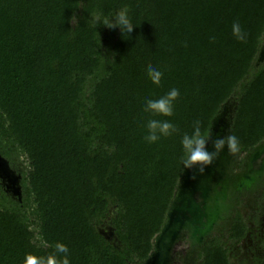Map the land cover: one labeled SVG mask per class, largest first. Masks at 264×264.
<instances>
[{"label": "trees", "instance_id": "16d2710c", "mask_svg": "<svg viewBox=\"0 0 264 264\" xmlns=\"http://www.w3.org/2000/svg\"><path fill=\"white\" fill-rule=\"evenodd\" d=\"M124 10L132 33L97 26L94 16L111 22ZM263 43L264 0H0V154L22 175L19 196L0 183V264L26 254L38 264L145 263L185 175L181 140L194 122L210 134L233 104L235 171L264 142ZM173 88L171 116L144 111ZM151 119L176 131L149 143ZM257 197L263 204L264 179ZM243 204L227 236L204 238L201 264H235L229 243L249 231ZM107 218L119 245L99 231ZM258 247L264 264V236Z\"/></svg>", "mask_w": 264, "mask_h": 264}, {"label": "rangeland", "instance_id": "374dc122", "mask_svg": "<svg viewBox=\"0 0 264 264\" xmlns=\"http://www.w3.org/2000/svg\"><path fill=\"white\" fill-rule=\"evenodd\" d=\"M232 106L233 104L230 103L227 105L229 118H231L232 115ZM240 156L241 155L236 150L231 152L232 163L225 166L223 178L219 177V171L216 170L209 184L211 195L207 201V208L204 210L201 207H197L196 210L194 208L192 209L190 205L191 197L185 193L184 197L173 208L172 220L174 221L177 215L191 220L192 223L197 225V231H195V233L199 235L198 230H201L200 227L204 224L207 225L215 217V214H219L220 219L215 221L216 223L212 232H214V234L222 233L226 235L236 206V195L239 198H243V212L248 218L249 231L247 237L240 244L235 245L229 243L231 255L235 264H258L257 260L260 256V249L258 247L259 240L264 236V203H258L257 199L261 191L262 180L264 179V144L254 150L252 154L250 153L248 155L244 167L235 171L234 168H237L236 165L238 164L237 161ZM250 161L253 173L259 175L258 180L250 186H245L243 189L239 190L238 184L240 183L242 173L248 170V163H250ZM215 199H218V202H216ZM198 206H201L200 201ZM204 212H206V214H204ZM255 215H258L256 221L254 219ZM98 228L113 244H120V239L115 232L110 218L105 219ZM178 228L179 224H174L170 232L164 235L160 248V259L163 260L168 257L171 259L170 264H201L199 259V247L201 245L196 247L197 238L194 235L191 236L193 228L188 225L185 227L186 234L181 232L182 235L185 234L188 237L186 238L184 235L180 240L178 239V241L173 244L172 252H168V248L172 246V235L177 232Z\"/></svg>", "mask_w": 264, "mask_h": 264}, {"label": "clouds", "instance_id": "9594fccd", "mask_svg": "<svg viewBox=\"0 0 264 264\" xmlns=\"http://www.w3.org/2000/svg\"><path fill=\"white\" fill-rule=\"evenodd\" d=\"M114 16L115 19H111V22L101 16H94V19L97 26L102 23L104 26L110 28L120 27L122 32L125 29H127L129 33L133 32L134 26L130 22L126 10L119 11ZM232 30L233 35H235L237 39L242 40L244 38L239 23H234L232 25ZM162 75L163 73L155 68L150 67L148 69V77L154 84L160 83ZM178 96L179 90L173 88L167 94L158 99L147 100L144 111L163 116H171L174 109L173 102L178 98ZM147 129L148 134L145 136V140L149 143H155L161 138V136H169L176 131L175 125L170 121H161L156 119L148 121ZM209 141H212L211 134L202 133L200 121H195L192 133H185L181 140L184 157L183 164L186 170H191L199 166V170L203 172L204 168L210 165L213 159L223 152L225 146H227L229 152H234L236 148L235 137L231 134L214 140L212 143L214 151L208 150ZM56 248L61 253L68 252V248L64 244L58 243ZM23 264H38V261L35 256L26 254ZM48 264H56L55 259L49 257ZM63 264H69L67 258L63 260Z\"/></svg>", "mask_w": 264, "mask_h": 264}, {"label": "water", "instance_id": "95a60500", "mask_svg": "<svg viewBox=\"0 0 264 264\" xmlns=\"http://www.w3.org/2000/svg\"><path fill=\"white\" fill-rule=\"evenodd\" d=\"M263 61H264V43L262 44L261 50L259 52V56H258V59L256 61V65L257 66L260 65V63L263 62ZM228 113H229V111L227 109V106H225L223 111L213 119L212 129H211V132H210V134L212 136V141L211 142H213L214 140L220 138V136H221V134L223 132V129H224L223 125H220V122H221L222 118ZM228 128H229V132H230L231 118L229 119ZM263 144H264V142L261 143L260 145H258L254 150L258 149ZM252 152H251V154H252ZM251 161H250V163H248V170L246 172L242 173L240 183L238 184V189L239 190L243 189L245 186L246 187L250 186L251 184H253L254 182H256L258 180V176L259 175L254 174L252 169H251V166H250L251 165ZM215 162H216V158L213 159V161H212V163L210 165H208V166H206L204 168L203 172H201L199 170V166H197L196 168L191 169V170H185V175H184V177H183V179L181 181V184L179 186L177 195H176V197L173 200L171 209L173 208V205L174 206L177 205V202L184 197L185 193L190 192V194L188 196L192 195V191L194 190V188L197 185L196 182L193 181L195 176H197L198 180L201 182L198 185V188L200 186H202V185H203V187H206L207 185L209 186L211 176H212V174L215 173V166L212 165ZM0 178L2 179L3 185L7 186V188L9 190L14 188L12 184L17 185V189L15 188V190H14V195H20L21 194V184H20L21 180L20 179L22 178V176L21 175H16L15 171H13L11 169V167L9 165V162L4 157H0ZM192 184H193V186H192ZM171 209H170V211H171ZM218 216H219V214H215V217L208 223L209 227L205 231L201 230V233H202V236L200 237L201 240L203 239V237H205L206 234H209L210 232H212V230L214 228V223L217 220ZM171 221L169 219L168 223L163 228L161 234L157 237L156 243H155V245H156L155 252L143 264H151L154 258H158L154 264H160L162 262V260L160 259L161 258V251H160L161 243H162V241L164 239V235L166 233L170 232V230H171V225L169 223ZM165 260L168 261L169 258L167 257V258H165Z\"/></svg>", "mask_w": 264, "mask_h": 264}, {"label": "flooded vegetation", "instance_id": "af4514ba", "mask_svg": "<svg viewBox=\"0 0 264 264\" xmlns=\"http://www.w3.org/2000/svg\"><path fill=\"white\" fill-rule=\"evenodd\" d=\"M229 113L228 114H226L223 118H222V120H221V122H220V125H223V132H222V134H221V136H220V138L221 137H224V136H226V135H229V128H228V123H229ZM212 143L213 142H211V141H209V144H208V150L209 151H214V148L212 147ZM0 157H3L2 155H0ZM5 158V157H4ZM7 159V158H6ZM7 161L9 162V165H10V167H11V169L13 170V171H15V173H16V175H21V170L19 169V168H17L16 166H14L13 164H11V162H10V160L9 159H7ZM216 163V164H215ZM215 163H213L212 165H214L215 166V173H216V170H218L219 171V177L220 178H223V174H224V171H225V166L226 165H229V164H231L232 163V158H231V152H229L228 151V148H227V146H225V148H224V150H223V152H221L220 154H219V156H217L216 157V162ZM215 173L214 174H212V176H211V179H210V182H211V180L213 179V176L215 175ZM244 173V172H243ZM22 176V175H21ZM21 180V179H20ZM193 181H195L196 182V187L194 188V190L192 191V195H190L189 197H191L190 198V201H191V208L193 209H195L196 210V208L198 207H201V208H203V210L207 207V201L209 200V198H210V195H211V188H210V185L208 186H206V187H203V185L202 186H200L199 188H198V185L201 183L199 180H198V177L197 176H195L194 177V179H193ZM0 183H1V185L5 188V190L8 192V193H10L13 197H16V196H19V195H14V190H15V188L17 189V185H15V184H12L13 185V187L14 188H12L11 190H9L8 188H7V186H4L3 185V182H2V179L0 178ZM188 195L190 194V192H188L187 193ZM238 199H239V197H237V195H236V198H235V202H237L238 201ZM180 201V200H179ZM178 201V202H179ZM199 201L201 202V206H198V203H199ZM215 201L216 202H218V199H215ZM178 202H177V204H178ZM173 208H174V205H173ZM173 208L171 209V211H170V214H169V219H170V221L172 220V217H173ZM188 210H190V209H188ZM190 213V212H189ZM204 214H206V212H204ZM220 219V215L217 217V220H219ZM170 223V225H171V227H173V225L174 224H179V228H178V230H177V232H176V234L174 233L173 235H172V241H171V243H172V246H170L169 248H168V252L170 253V252H172V249H173V244H175L177 241H178V239L180 240L181 239V237H183L185 234H186V230H185V227L188 225V226H190L191 228H193V233H192V235L191 236H195L196 238H197V241H196V247L197 246H199V245H201L202 244V242L204 241V238L208 235V234H206L205 235V237H203V239L201 240V236H202V233H201V230L202 231H205L208 227H209V224L208 225H206V224H204V225H202V227H200L201 228V230H198V234L199 235H197L196 233H195V231H197V225H195V223H192V221L191 220H189V219H186V218H184L183 216H181V215H177L176 216V219L173 221H171V222H169ZM216 223V222H215ZM215 223H214V226H215ZM214 229V228H213ZM181 232H184L185 234H181ZM211 233V232H210ZM186 236V238L188 237L187 235H185ZM190 239V238H189ZM155 252V251H154ZM158 258H154L153 259V261H152V263H155L156 262V260H157ZM158 262V261H157ZM151 263V264H152ZM171 263V259L169 258V260L168 261H166L165 259H163L162 260V262L160 263V264H170Z\"/></svg>", "mask_w": 264, "mask_h": 264}]
</instances>
